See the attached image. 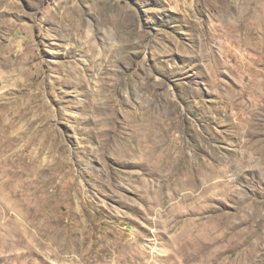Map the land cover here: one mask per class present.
<instances>
[{"label": "rangeland", "instance_id": "rangeland-1", "mask_svg": "<svg viewBox=\"0 0 264 264\" xmlns=\"http://www.w3.org/2000/svg\"><path fill=\"white\" fill-rule=\"evenodd\" d=\"M0 264H264V0H0Z\"/></svg>", "mask_w": 264, "mask_h": 264}, {"label": "bare ground", "instance_id": "bare-ground-1", "mask_svg": "<svg viewBox=\"0 0 264 264\" xmlns=\"http://www.w3.org/2000/svg\"><path fill=\"white\" fill-rule=\"evenodd\" d=\"M102 14V13H101ZM80 33V32H79ZM76 34V33H75ZM83 35V34H82ZM83 38V37H82ZM123 46V45H122ZM126 47V46H125ZM121 48V47H120ZM92 49V48H91ZM90 49V50H91ZM104 50H105V48H104ZM92 51V50H91ZM111 51V50H110ZM96 51H94V53H95ZM105 52V51H104ZM108 52V51H107ZM113 54V53H112ZM95 56V55H94ZM124 57V56H123ZM97 64V63H96ZM78 83V82H77ZM86 83V82H85ZM135 113V112H134ZM137 115H139V113L137 114ZM142 115V114H141ZM146 116V115H145ZM139 119H140V117H139ZM143 119H145V118H143ZM140 121H141V119H140ZM135 122V121H134ZM143 122V121H142ZM136 123V122H135ZM137 125H139V124H137ZM137 125H135V126H137ZM145 126V125H144ZM147 126V125H146ZM140 127V126H139ZM141 128V127H140ZM151 128L153 129V126H151ZM138 129V128H137ZM139 130V129H138ZM144 130V129H143ZM150 132H152L150 129H148ZM140 131H141V129H140ZM159 131V130H158ZM136 132V131H135ZM149 132V133H150ZM146 133H148V132H145V134ZM152 134H153V132H152ZM143 135H144V133H143ZM148 135V134H147ZM145 136V135H144ZM143 136V137H144ZM153 136V135H152ZM148 137V136H147ZM150 137V136H149ZM148 140H149V138H148ZM144 146V145H143ZM142 148H144V147H142ZM141 149V148H140ZM145 149V148H144ZM250 161V160H249ZM175 164V163H174ZM174 166V165H173ZM211 167V166H210ZM223 173V172H222ZM224 174V173H223ZM222 175V174H221ZM179 182V181H178ZM224 188V187H223ZM227 189V188H226ZM234 194H235V192H234ZM242 196V195H241ZM250 214V213H249ZM254 215V214H253ZM255 217V216H254Z\"/></svg>", "mask_w": 264, "mask_h": 264}]
</instances>
